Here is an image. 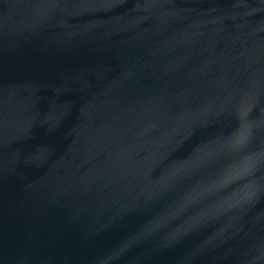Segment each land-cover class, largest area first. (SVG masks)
<instances>
[{
    "label": "water",
    "instance_id": "obj_1",
    "mask_svg": "<svg viewBox=\"0 0 264 264\" xmlns=\"http://www.w3.org/2000/svg\"><path fill=\"white\" fill-rule=\"evenodd\" d=\"M0 264H264V0H0Z\"/></svg>",
    "mask_w": 264,
    "mask_h": 264
}]
</instances>
